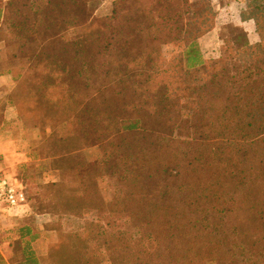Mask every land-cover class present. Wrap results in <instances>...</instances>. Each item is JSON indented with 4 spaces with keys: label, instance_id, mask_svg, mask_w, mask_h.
<instances>
[{
    "label": "trees",
    "instance_id": "trees-1",
    "mask_svg": "<svg viewBox=\"0 0 264 264\" xmlns=\"http://www.w3.org/2000/svg\"><path fill=\"white\" fill-rule=\"evenodd\" d=\"M100 1L0 0V39L25 64L5 102L23 129L35 119L38 154L58 172L48 201L26 209L11 262L264 264V0L231 2L258 41L223 39L216 68L198 40L219 13L203 0H113L97 17ZM42 214L59 218L37 257L30 223ZM63 216L84 218L82 230Z\"/></svg>",
    "mask_w": 264,
    "mask_h": 264
},
{
    "label": "rangeland",
    "instance_id": "rangeland-1",
    "mask_svg": "<svg viewBox=\"0 0 264 264\" xmlns=\"http://www.w3.org/2000/svg\"><path fill=\"white\" fill-rule=\"evenodd\" d=\"M195 1V0H194ZM235 0H203L201 2V6H205L207 8L214 7L217 12L219 13L218 18L215 21L214 27L220 28L218 33L220 38L222 39V42L217 40L215 37L214 39L216 41L215 47L217 48V52L220 51V49L223 46V39H232L239 31L244 30V28H248V25H241V22L239 21L238 14L240 5L237 3H234L231 5V2ZM112 2L113 0H102L99 2L95 15L97 17H102L105 15L110 14L112 9ZM222 4L224 9L220 7L219 5ZM218 8V9H217ZM252 24L253 21H252ZM254 27V25H253ZM255 28V27H254ZM212 30V29H211ZM210 30V31H211ZM210 31L206 32L204 35L208 34ZM203 35V36H204ZM211 37L206 40L209 41ZM200 45V44H199ZM200 48L202 50L203 55L205 56V60L209 64H212L213 67H218L220 62L219 57H213V54L211 53L212 50H214L213 46L207 47L204 42H201ZM216 51V50H215ZM10 48H6L4 46V43L0 39V72L6 71L9 68L13 69V74L11 75V78L13 80V84L10 89L4 90L3 92H0V96H8L9 93L12 91L14 92L15 86L17 81L15 80V77L18 73L23 72L25 68V64L23 63H13L9 60L10 56ZM179 52V46L177 43H168L163 45L162 47V53L165 58H171L176 55V53ZM220 55V52H219ZM16 96V95H13ZM15 121L17 122L15 126L18 128L19 126V135H22L26 139V143L29 144L28 151H31L30 148H34L36 151L35 156H32L28 159L27 162H21L17 165L16 168V177H18L19 181L23 184L25 187L29 204H34L37 202L38 197L43 198L46 202L48 201L49 194H45L46 188L43 187V184L51 179L57 178L58 172L54 171L52 166L50 165V158H44L38 153L41 151L45 145L41 142V138L39 135L38 130L34 129L35 126V119L30 118L27 119L28 121V129H23V127L20 125V122L15 118ZM84 155L89 160H96L100 158V151L97 146H90L84 148ZM1 163V162H0ZM3 167L2 164H0V168ZM100 186L102 188L103 195L106 200H110L113 197V189L112 184L110 181V178L104 177L100 180ZM59 216L57 215H40L38 218L35 217L36 221L38 223L46 222L48 226L55 224L56 220H58ZM85 218H91V217H85ZM30 221V220H28ZM84 218H77V217H62L59 219L57 223H59L62 228L65 230H82ZM46 241L44 240L43 243L35 244V250L38 254H40V257H46L47 256V245ZM33 247V248H34ZM43 264H49L48 261H45Z\"/></svg>",
    "mask_w": 264,
    "mask_h": 264
},
{
    "label": "crops",
    "instance_id": "crops-1",
    "mask_svg": "<svg viewBox=\"0 0 264 264\" xmlns=\"http://www.w3.org/2000/svg\"><path fill=\"white\" fill-rule=\"evenodd\" d=\"M239 21L243 26L248 25V28H244L248 40L251 43L257 42L258 36L253 27L254 24H252V20L241 21L239 19ZM219 29L220 28L217 26L214 27L208 34L200 37L198 40L200 45L201 42H204L207 47L213 46L214 50L211 51L213 57H218L220 52H217V48L215 47L217 40L222 42L218 33ZM210 37L211 39L206 43V40ZM215 37L217 40L214 39ZM11 75L12 74L9 73H0V92L10 89L9 87L13 84ZM5 101L6 96H0V161H2L3 170L11 177L16 178L19 181L15 174L16 168L19 163L28 161L29 144L26 143L24 136L19 135L15 131V124L17 123L15 118L17 119V114L14 105L8 104ZM31 216L32 213L30 211L25 213L23 212L18 215L6 213L0 216V257L2 258L3 264H14L11 262V258L14 257L11 243L17 238L16 230L20 226H23L31 218ZM39 216L40 215H35L37 218ZM30 225L35 231L40 232L39 236L32 241L34 254L39 257L40 254L36 252L34 245L43 243L48 237L44 234L46 230V222L38 223L36 219L33 220L32 218ZM47 244L48 241H46V245Z\"/></svg>",
    "mask_w": 264,
    "mask_h": 264
},
{
    "label": "built area",
    "instance_id": "built-area-1",
    "mask_svg": "<svg viewBox=\"0 0 264 264\" xmlns=\"http://www.w3.org/2000/svg\"><path fill=\"white\" fill-rule=\"evenodd\" d=\"M28 206L29 199L23 184L0 169V216L21 214Z\"/></svg>",
    "mask_w": 264,
    "mask_h": 264
}]
</instances>
